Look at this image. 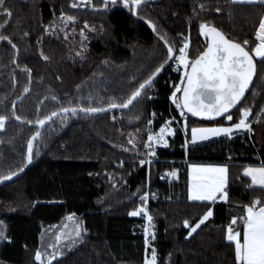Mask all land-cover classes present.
<instances>
[{"label":"trees","instance_id":"16d2710c","mask_svg":"<svg viewBox=\"0 0 264 264\" xmlns=\"http://www.w3.org/2000/svg\"><path fill=\"white\" fill-rule=\"evenodd\" d=\"M73 3L7 0L12 18L6 28L9 17L6 10L0 11L1 33L16 45L0 41V116L7 117L0 129V176L26 166L27 144L38 131L33 126L38 118L62 107L106 109L113 100L126 101L165 64L162 36L178 54L189 35L194 61L208 43L200 31L204 23L233 42L243 45L247 40L245 47L253 55L264 18V4L232 0H163L143 6L138 20L122 0L109 10L76 9ZM61 16L74 20L64 23ZM143 21L155 25L156 35ZM256 64V79L242 103L256 116L250 135L186 149L185 138L193 127L238 121L237 109L232 121L215 122H200L185 112L186 136L177 132L169 148L149 156L151 127L157 131L172 118L180 120L171 96L182 76L173 64L126 112L77 113L54 121L35 145L32 168L0 187V231L7 237L0 239V264H39L35 255L44 231L68 216L79 218L82 238L65 246L51 264H144V221L130 213L141 205L147 189L156 196L149 202V215L156 229L151 246L158 264H237L234 245L226 240L229 209L250 206L257 199L264 204V189L251 187L242 175L244 164H264V61ZM30 86L14 111L13 105ZM111 116L120 119L113 121ZM132 137L135 148L129 142ZM188 162L231 165L226 204L189 201ZM168 172L175 173V179L162 181ZM206 206L214 208V219L188 238ZM242 226L238 219L233 227Z\"/></svg>","mask_w":264,"mask_h":264},{"label":"snow or ice","instance_id":"6c2138e0","mask_svg":"<svg viewBox=\"0 0 264 264\" xmlns=\"http://www.w3.org/2000/svg\"><path fill=\"white\" fill-rule=\"evenodd\" d=\"M233 2H241V0H233ZM249 2H257V0H249ZM264 4V0H259ZM87 3V0H84ZM104 7L107 8L110 5L114 6L117 0H103ZM145 0H122L124 8L136 14V10L139 9ZM73 8L78 7L76 3L72 4ZM203 7V5H201ZM6 10V18L11 17V11L7 10V5L4 0H0V11ZM219 11V9H217ZM61 21L64 23L74 20L72 16H61ZM141 19H143L141 17ZM151 23V22H149ZM87 27V25H85ZM153 31H155V25H152ZM201 33L210 41L206 44V50L202 52L194 61H190L188 57L187 49L189 44L187 38L183 47L176 50L173 49L168 41L162 36L165 45H167L166 61L172 60L174 57L178 65L183 66L184 79L181 80L183 87H176L175 92L171 96L172 102L176 108L180 109V115L184 117V128L187 131V116L185 112L191 113L192 116H197L207 119H215L217 117H224L227 121L233 120V114L231 110L237 108L235 115H237V121L232 126L228 127H193L191 129V143L195 144L197 141H207L212 137H231L234 132L239 130L251 131V122L249 117L252 116L251 107H245L241 104L242 99L248 90L253 76L255 74V62L253 55H250V51L246 50L245 46L248 41L245 40L243 45L230 41L226 38L224 33L219 31L214 26L202 23L200 25ZM83 34V33H82ZM7 40L13 48L16 45L12 43L11 39L0 33V41ZM256 40L258 44L254 47V55L264 61V19H261L258 30L256 32ZM81 55V53H77ZM45 60L48 57H44ZM164 65L162 64L155 70L152 77H149L144 83L139 85V88L134 91L131 96L121 103H116L113 100L110 108L126 109L129 105H132L138 97L141 96L142 91L146 85L150 86L152 80L163 71ZM190 67V71H189ZM27 71V70H26ZM25 93L29 91L28 88L24 89ZM177 93H181V96H177ZM15 108V105H13ZM102 107H87L81 108L80 111L87 113H97L105 111ZM60 112L64 114L72 113L76 114V108L62 107ZM264 115V110L261 112ZM58 112H52L50 115L45 116L43 119H37L36 124L40 128L53 120V117L58 116ZM155 115V114H153ZM17 120L21 117L16 116ZM6 116H0V129L5 126ZM258 122V119L257 121ZM31 123V122H29ZM171 121L166 122L164 127H161L158 135L149 134L148 139V155L155 156V145H162L168 147V141L166 136L174 135V131L170 127ZM41 133L37 131L31 138V141L27 144V163L31 164L33 159V141H35ZM132 143V141H129ZM141 163H144L142 161ZM150 163V161H149ZM191 185L189 189V196L192 201H208L214 204L217 198L223 199L225 202L228 200V193L225 191L227 187V168L226 167H213V166H198L191 165ZM23 171V167L19 169ZM17 175L16 171L0 176V182L8 181ZM175 176V173H172ZM244 176L249 177L251 180L250 186H259L260 189H264V164L259 167H247L244 171ZM142 200H147V196H143ZM207 210L203 217L191 227V232H196L200 228L201 224H204L210 217L213 216L211 207L206 206ZM145 214L151 225L152 217L147 215L146 210L141 207L138 211L134 210L130 213L132 216H138ZM72 220L73 217H68ZM240 219L243 224V237L241 238V231L234 228L237 225V220ZM185 227H189L188 221H185ZM80 225H76L75 236L79 237ZM154 237V234H153ZM0 239H7L2 231H0ZM226 240L230 244L234 245L235 261L237 264H264V204L259 199L253 201L250 206H245L244 211L240 217H234L230 219V223L226 228ZM147 244V241H146ZM56 254L50 255L48 264L55 259ZM35 259L40 261V264H44L42 260V254L37 252ZM144 264H156V254L153 249L151 259L145 258Z\"/></svg>","mask_w":264,"mask_h":264},{"label":"rangeland","instance_id":"374dc122","mask_svg":"<svg viewBox=\"0 0 264 264\" xmlns=\"http://www.w3.org/2000/svg\"><path fill=\"white\" fill-rule=\"evenodd\" d=\"M97 2H98V0H87V3L85 4L84 0H74V3H76L78 5V7H76V9H93V10L97 9V8H103L104 10H109V9H112V8H116V6H118L117 3L119 2V0H117L116 5H114V6L110 5L107 8L104 7V3L103 2L100 5H97ZM186 38H187V42L189 44V47L187 49L188 57H189V59L191 61V58H190V55H189L190 54V49H191V39H190L189 35ZM184 42H185V38H184ZM184 42H183V44H184ZM182 47H183V45H182ZM175 62H176V60H175ZM173 69H175L176 72H179L181 74V76H182L181 80H183L184 79L183 66L180 65L179 69H176V68H173ZM178 87H183V86L180 83V85ZM176 95L177 96H181V93H177ZM174 107H176L175 104H174ZM178 114H179L178 118H180V120H178L177 118H175V119L172 118L171 120H169V121H171L170 127L174 131V135L165 137L167 139V141H168V147H163L162 145H155L154 144L155 150L156 149H160V148H169V146L171 145L172 139L175 137L176 133L179 132V131H181V133H183L184 136H186V131H185V128H184V123H185L184 117H182L180 115V112ZM119 119H120V116H117V117L111 116V120H113V121H116V120H119ZM181 119H182V121H181ZM159 130L155 131L154 128L151 127V130H150L149 134L158 135L159 134ZM131 141H132V143H130L131 146L133 148H135V139H134V137H132ZM147 163H149V161H147ZM143 164L144 163H141V165H143ZM172 173L173 172H168L165 175H163L165 177V180H163V181L171 182L174 179V176L172 175ZM143 196H147L148 199L146 201L141 199L142 203L137 208V211L141 207H143L147 211V215H149V202H150L151 199L156 198V196L155 195H151L149 193V189H147V191L143 194ZM238 214H236L238 217H240L242 215L241 208L238 211ZM68 217H70V216H68ZM68 217L60 225L55 226L53 228L46 229L44 231V234L41 237V247H40V253L42 254V260H43L44 264H47V262L49 261L50 255L52 253H55L56 256H58L59 252L65 246H67L69 244L77 243L78 241L81 240L82 233H83V228H82V224H81L79 218H77L76 216H71V217H73V219L69 220ZM135 217L139 218V219H142V220L143 219L146 220L145 223H144V226L142 228V233L144 234V237H145L146 257L150 260L152 251L154 249L151 246V242L155 238V231H156L155 224L153 223V221H151V225H150L146 215L143 216L141 214V215H138V216H135ZM207 221L204 224H201V225L203 226V225L207 224L209 222V221L208 222ZM76 225H80V233H81V235L79 237L75 236ZM202 226H200V228ZM200 228H198L196 230V232ZM189 231L190 232H189L188 238L192 237L196 233V232H191V228H190ZM153 234H154V237H153ZM146 241H147V244H146ZM155 254H156V251H155ZM56 256H55V258H56ZM37 262L40 264V261H37ZM156 264H158L157 254H156Z\"/></svg>","mask_w":264,"mask_h":264},{"label":"water","instance_id":"95a60500","mask_svg":"<svg viewBox=\"0 0 264 264\" xmlns=\"http://www.w3.org/2000/svg\"><path fill=\"white\" fill-rule=\"evenodd\" d=\"M163 0H145V3L139 8V9H137L136 10V14L134 15L133 13V17L135 18V19H139L138 18V12H139V10L143 7V6H145V5H147V4H158V3H161ZM5 2V4H6V2H7V0H5L4 1ZM11 18H12V16L11 17H9V20H8V22H7V24L5 25V27L4 28H6L8 25H9V23H10V21H11ZM144 22V24H146L149 28H150V30L156 35V28H155V31H153V28H152V23H149V21H143ZM3 28V29H4ZM3 29H1L0 30V33H1V31L3 30ZM227 38V37H226ZM208 39V38H207ZM228 39V38H227ZM231 41V40H230ZM163 42V44L165 45V43H164V41H162ZM210 41L208 40V43H209ZM165 47H166V49H167V45H165ZM246 48V47H245ZM206 50V49H205ZM246 50H247V48H246ZM251 55V54H250ZM253 59H254V62H255V74H254V76H253V79H252V82H251V84H250V86H249V88H248V90L246 91V93H245V96H244V98L242 99V101H241V104L244 102V100L246 99V97H247V95L249 94V92H250V90H251V88H252V85H253V83H254V81H255V79H256V76H257V64H256V60H255V57L253 56ZM17 60H18V57L16 58V63H17ZM175 61V57L172 59V60H168L167 61V63H165L164 64V67H163V71H161L158 75H156L155 76V78L152 80V84L161 76V74L168 68V67H170L172 64H173V62ZM189 71H190V68H189ZM153 76V75H152ZM151 76V77H152ZM151 84V85H152ZM150 85V86H151ZM150 86H148V85H146V87H145V89L142 91V93H141V96L142 95H144V93L150 88ZM30 91H31V86H30V88H29V91L21 98V99H19L14 105H15V108H13V110L15 111L16 110V107H17V105L20 103V102H22L24 99H25V97L30 93ZM141 96L140 97H138L137 98V100L136 101H134L133 102V104L132 105H129V107L128 108H126V109H121V108H110V107H108V108H106V110L105 111H102V112H97V113H85V112H83V111H80V109L81 108H76L77 109V112H76V114L77 113H81L82 115H89V116H98V115H103V114H108V113H112V112H115V111H122V112H126V111H128V110H130L133 106H134V104L141 98ZM240 107V105H237V107L236 108H233L232 110H231V112L233 113L237 108H239ZM59 113V115L58 116H56V117H53V120L52 121H49V122H47L45 125H44V127L43 128H40L39 127V125L38 124H34L33 126L35 127V128H37L38 129V131L41 133V135H42V133L47 129V127H49L54 121H56L57 119H59L60 117H64V116H68V115H72V113H68V114H64V113H62V112H58ZM189 115L194 119V120H197V121H200V122H215V121H218V120H221V119H224V117H217V118H215V119H207V118H201V117H197V116H192L191 115V113H189ZM19 123H23V122H21L20 120H17ZM40 135V136H41ZM40 136L35 140V141H33V156H34V148H35V145H36V143H37V141H38V139L40 138ZM30 141H31V139H30ZM32 165H33V159H32V163L31 164H28L27 163V160H26V166L23 168V171H19L18 173H17V175H15V176H13V178L11 179V180H8V181H3V182H0V187L1 186H4V185H6V184H8V183H11V182H14V181H16L17 179H19V178H21V177H23L31 168H32Z\"/></svg>","mask_w":264,"mask_h":264},{"label":"crops","instance_id":"0c3cea01","mask_svg":"<svg viewBox=\"0 0 264 264\" xmlns=\"http://www.w3.org/2000/svg\"><path fill=\"white\" fill-rule=\"evenodd\" d=\"M234 3H238V4H257V3H260V2H259V0H257V2H249V0H241V2H234ZM254 57H255L256 60H261L260 58L256 57L255 55H254ZM261 110H264V105H263ZM255 119H256V116L252 113V116L249 117V121L251 122V130H252V124L254 123ZM221 126L228 127V126H232V125L224 124V125H210V126H202V127H221ZM250 133H251V131L239 130V131L234 132L231 137H225V136L212 137L211 139H209L207 141H197L195 144H193V143H191V130H190L189 135L185 138V146H186V149H187L189 147L203 145V144H206V143H209V142H212V141H216V140H220V139H232V138H234L235 136H238V135H250ZM191 165L226 167L227 168V187H226L225 191L228 193L227 202L229 201V186H230L229 173H230V169H231V165L229 163L227 164V163H220V162H188V169H189L188 199H189V201L193 202V203H210L208 201H192L190 199L189 189H190V185H191V167H190ZM261 165L262 164H244L243 170H242V175L244 176V171H245V169L247 167H249V166H251V167H259ZM175 176H176V174H175ZM175 176H174V179H175ZM245 178H247L249 180L250 184H251L250 178L249 177H245ZM251 187L259 188V186H251ZM227 202H225L223 199L218 197L217 201L214 204L215 205L216 204H226ZM245 206H248V205L238 204V205L232 206L229 209L228 225L230 223V219L231 218L238 217L236 214H238V211L240 210V208H241V212L243 213ZM211 210L213 211V216L210 217L208 221H211V220L214 219V215H215L214 208H211ZM130 216L133 217V218H136L135 216H132V215H130ZM137 219H139V218H137ZM140 220H142V219H140ZM142 221H144V223H145L146 220L143 219ZM240 231H241V238H242L243 237V226L240 229ZM145 249H146V247H145ZM145 258H146V250H145ZM144 262H145V259H144Z\"/></svg>","mask_w":264,"mask_h":264},{"label":"built area","instance_id":"2783aa9c","mask_svg":"<svg viewBox=\"0 0 264 264\" xmlns=\"http://www.w3.org/2000/svg\"><path fill=\"white\" fill-rule=\"evenodd\" d=\"M175 60H176V59H175ZM173 66H174V68H176V69H179V68H180V65H178V63L175 62V61L173 62ZM174 110H175L177 113L180 112V109H178V108H176V107H174ZM160 179L163 181V180H165V177H164V176H161ZM146 213H147V211H146ZM142 215L145 216V214H143V213H142Z\"/></svg>","mask_w":264,"mask_h":264}]
</instances>
